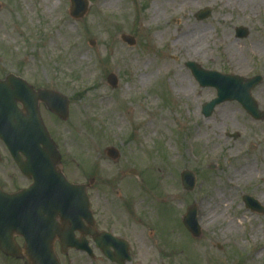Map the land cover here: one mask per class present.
I'll return each mask as SVG.
<instances>
[{"label": "rangeland", "instance_id": "rangeland-1", "mask_svg": "<svg viewBox=\"0 0 264 264\" xmlns=\"http://www.w3.org/2000/svg\"><path fill=\"white\" fill-rule=\"evenodd\" d=\"M90 2L88 14L75 20L70 0H0V78L13 73L70 99L66 121L46 108L42 114L67 177L94 181L88 192L97 227L130 242L127 264H264V256L250 260L264 242L249 236L252 226L264 223V212H252L243 202L252 195L264 205V120H255L235 100L205 117L202 105L217 90L200 86L186 66L194 61L245 78L261 75L252 95L264 112V0ZM206 7L212 15L198 20L195 13ZM187 26L207 30L197 55L175 45ZM240 26L249 29L247 37H236ZM124 33L136 45L123 42ZM239 59L241 68L235 66ZM111 73L119 77L116 88L107 83ZM223 108L232 113L228 121L219 117ZM109 147L119 150L117 160L107 155ZM246 162L257 174L230 183L226 175L240 172ZM186 169L197 176L192 191L182 186ZM217 196L227 207L226 219L208 221L205 208ZM193 204L200 238L182 222ZM236 212L244 224L231 233L227 219ZM57 255L61 264H114L98 251L94 257ZM0 264L26 259L0 253Z\"/></svg>", "mask_w": 264, "mask_h": 264}, {"label": "water", "instance_id": "water-1", "mask_svg": "<svg viewBox=\"0 0 264 264\" xmlns=\"http://www.w3.org/2000/svg\"><path fill=\"white\" fill-rule=\"evenodd\" d=\"M70 1L69 13L71 17L76 20L83 19L89 12L90 0ZM211 14L212 9L205 8L198 11L195 16L197 19L202 20L208 18ZM236 35L240 38L247 37L249 35V29L243 26L238 27L236 29ZM120 38L130 46L136 44L135 37L130 34H121ZM91 44L95 45L96 41L91 40ZM186 65L191 69L201 86H211L217 89V97L204 103L202 106V112L205 117L211 116L218 104L225 101L236 100L242 104L245 110L254 119H264V112L259 109L255 98L252 96V89L263 80L262 76L257 75L245 79L239 75L223 74L218 71L207 70L193 61L187 62ZM107 83L113 88H116L119 85L117 74H109ZM0 93L3 94L0 95L3 99H16L23 104L26 113L21 117L19 116L20 127H18V129L20 132V149L29 156L30 164H33L37 169L39 168V179L47 180V185H49L50 189L55 190L57 197L62 195V204L65 205L66 210L64 211V216L70 218L75 227H77V223L83 218L87 220L90 226H93L95 222L90 208L89 197L86 193V185L70 183L65 175L57 169L61 154L57 148V144L47 129L39 108V101L42 100L49 110L57 114L63 120H66L69 116L68 97L56 90H35L31 84L14 74H10L5 80L0 81ZM8 104L11 106L12 102H8ZM4 105L5 103H3L2 107L0 106V113L11 110L9 105H7V107H4ZM235 137H237V135H235ZM9 146L13 149L12 143L9 144ZM107 152L108 155L114 159L119 157V152L113 147L108 148ZM30 169H32V167ZM181 177L183 186L186 190L191 191L195 188L196 176L191 170H184ZM40 183L42 182L40 181ZM243 199L246 205L252 210L264 212V208L253 197L245 195ZM183 222L194 237H199L201 235L202 232L197 214V205L194 204L188 207L186 214L183 216ZM71 230H73V228ZM86 233L93 237L112 261L124 264L127 260H131L128 252V245L123 239L112 237V235L107 232L99 234L92 228H89ZM48 237L49 236L39 240V250H37L36 247L38 243L36 238L31 237L27 239V248L30 253L28 256V264H60L51 245L53 236H51V238ZM65 238L66 239L62 241L65 248L69 245H74L77 248L88 250L91 253L87 240L83 239L79 242L75 239H70L67 235ZM100 238L103 239L105 243H107L109 239L112 240L108 245L113 244L117 249L116 252H111L109 246L101 245L99 242ZM0 249L9 255L17 254V248L13 245L12 241L4 238L1 232ZM33 252L35 253L33 254Z\"/></svg>", "mask_w": 264, "mask_h": 264}, {"label": "flooded vegetation", "instance_id": "flooded-vegetation-1", "mask_svg": "<svg viewBox=\"0 0 264 264\" xmlns=\"http://www.w3.org/2000/svg\"><path fill=\"white\" fill-rule=\"evenodd\" d=\"M2 78H0L1 80ZM41 88V87H39ZM12 92H15L11 90ZM0 95H3L0 93ZM8 102H12L10 106ZM7 107L9 105L11 110L0 113V232L4 238L12 240L16 243L19 249L18 256L26 258L30 253L28 251L27 239L33 237L38 240L37 250L40 247V239L53 235V246L57 253L67 255L72 252L86 253L81 249L70 246L68 249L63 250L60 235L73 237L74 239H87L92 252L98 251L102 256L108 259L111 263L118 264L108 258L103 249L97 242L86 233L88 224L85 219H81L77 227L72 225L66 218L61 210H57L56 206L52 204L55 196L51 194L50 187L47 184H39L36 189H29L36 183L40 182L39 168L30 164L29 156L26 155L21 149L20 145V132L19 116L21 117L25 111L23 104L16 99L6 100L0 97V106ZM39 107L46 108L45 102L39 101ZM47 109V108H46ZM12 143V148L9 144ZM32 167V169H30ZM131 173V171H130ZM31 174V175H30ZM42 182V181H41ZM46 183L47 181L44 180ZM81 183V182H76ZM84 183V182H82ZM90 189L87 190V192ZM104 197V196H103ZM79 226V227H78ZM100 227V226H99ZM73 228V230H71ZM99 231H108L104 227ZM58 232V233H57ZM67 232V234H66ZM69 233V234H68ZM114 236L124 238L111 232ZM112 240L107 243L100 238V244L109 246L111 252H116L113 244L108 245ZM128 252L131 256V244L128 242ZM104 248V247H103ZM218 248H222L218 244ZM0 253L11 260L13 259L0 251ZM35 252H33L34 254ZM132 260L126 262L130 263Z\"/></svg>", "mask_w": 264, "mask_h": 264}, {"label": "bare ground", "instance_id": "bare-ground-1", "mask_svg": "<svg viewBox=\"0 0 264 264\" xmlns=\"http://www.w3.org/2000/svg\"><path fill=\"white\" fill-rule=\"evenodd\" d=\"M107 3L113 2V0H106ZM246 4V2H244ZM156 17H159L158 11L155 10ZM206 29H200V28H194L187 26L184 32L178 37V39L175 42V45L179 49L185 50L186 54L189 56L197 55L201 53V50L203 49V41L206 37ZM241 59L236 62L235 66L237 68H241ZM178 82L180 85L185 84V80L183 78H178ZM184 88V87H182ZM186 90V88H184ZM219 117L220 119H223L224 121H228L232 117V113L227 108H223L219 110ZM240 172H234L232 174H227L228 181L230 183L237 182L240 179L243 178H252L257 173L253 172V166L250 162L246 163H240L239 165ZM207 207L205 208L207 219L210 221L211 219H219V218H225V211L227 207H224V200L217 196L212 197L210 201L207 203ZM244 224V220L239 216V213L236 212L231 219H227V225L226 230H229L231 233L235 232L237 233L239 228ZM250 233V238L252 239V242L255 243L257 239H260L264 242V223H262L259 226H252ZM223 236V231H219V237ZM149 245H151V242L148 240ZM236 246L239 249H242L244 246L241 244L240 241L236 242ZM264 256V243L257 248V250L254 252L253 255H250V260L253 261L258 257Z\"/></svg>", "mask_w": 264, "mask_h": 264}]
</instances>
